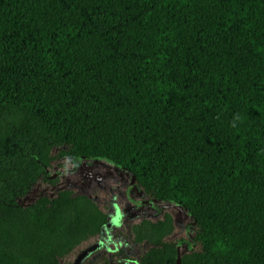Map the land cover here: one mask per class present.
Segmentation results:
<instances>
[{
	"label": "trees",
	"instance_id": "obj_1",
	"mask_svg": "<svg viewBox=\"0 0 264 264\" xmlns=\"http://www.w3.org/2000/svg\"><path fill=\"white\" fill-rule=\"evenodd\" d=\"M62 159L184 209L181 264H264V0H0V264H61L108 228L86 194L21 202ZM174 229L130 227L141 264H177Z\"/></svg>",
	"mask_w": 264,
	"mask_h": 264
},
{
	"label": "rangeland",
	"instance_id": "obj_2",
	"mask_svg": "<svg viewBox=\"0 0 264 264\" xmlns=\"http://www.w3.org/2000/svg\"><path fill=\"white\" fill-rule=\"evenodd\" d=\"M55 149L53 155L57 156ZM67 160H55L48 170L49 177L57 180L53 185L40 180L34 189L21 200L25 206L33 204L41 196L54 198L61 190H70L75 194H86L95 200L103 212L111 214V227L117 216V208L122 209V218L114 227L104 230L101 237L89 239L62 259L61 264H101L109 259L113 264H141V257L149 249L148 245L133 244L130 227L142 219L158 221L164 214L169 213L174 220V233L168 238L169 242L178 243L185 239L183 227L191 223L190 217L178 206L164 204V208L153 210L148 208L129 209L125 195L129 179L120 178L110 167L100 165L94 168L82 167ZM109 168V169H108ZM93 249L95 246H98ZM92 249V251H91ZM183 252V249L181 250Z\"/></svg>",
	"mask_w": 264,
	"mask_h": 264
},
{
	"label": "flooded vegetation",
	"instance_id": "obj_3",
	"mask_svg": "<svg viewBox=\"0 0 264 264\" xmlns=\"http://www.w3.org/2000/svg\"><path fill=\"white\" fill-rule=\"evenodd\" d=\"M97 165H100L104 168L110 167L114 170L115 174L120 176V178L127 177L129 179V184L127 186L126 195H125V202L129 205V207H130L129 209L135 210V209L141 207V208H148V209H153V210H160L161 208L162 209L164 208V206H165L164 203H161L158 200L151 198L149 195H147L145 193V191L143 189H141L138 186L136 180L134 183H132L133 181H132V178L129 176V174L125 173L122 169H119V168H117L111 164H108L106 162H94V163L89 162V163H83L82 165H80V167L78 169L80 170L82 167L94 168ZM186 214L189 217L187 212H186ZM108 217H109V222H111V214L108 215ZM121 218H122V209L117 208V216L115 217V220H114L115 222L113 223V225L115 226L116 224H118L120 222ZM113 225H112V227H114ZM192 228L193 227H192L191 223H189L185 227H183L184 233L187 235V237L178 242L177 249L179 248L180 250L183 249V251H186V250L189 251L191 244H192V242L190 240ZM102 234L100 235V237L102 236ZM103 237H101V238H103Z\"/></svg>",
	"mask_w": 264,
	"mask_h": 264
},
{
	"label": "water",
	"instance_id": "obj_4",
	"mask_svg": "<svg viewBox=\"0 0 264 264\" xmlns=\"http://www.w3.org/2000/svg\"><path fill=\"white\" fill-rule=\"evenodd\" d=\"M51 178L54 179V176H52ZM135 180H136L135 177H132V181H133L132 183H134ZM108 227H111V223L108 224ZM103 232H104V230H103ZM192 239H193V237H191V240ZM97 247H99V245L95 246L93 249H96ZM91 251H92V249H91ZM182 255H183V252H181V250L178 248L177 249V264H181Z\"/></svg>",
	"mask_w": 264,
	"mask_h": 264
}]
</instances>
